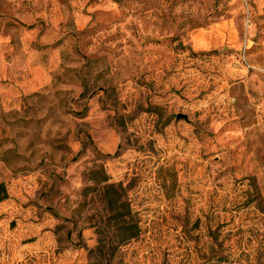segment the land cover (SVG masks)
I'll list each match as a JSON object with an SVG mask.
<instances>
[{"label":"rangeland","instance_id":"obj_1","mask_svg":"<svg viewBox=\"0 0 264 264\" xmlns=\"http://www.w3.org/2000/svg\"><path fill=\"white\" fill-rule=\"evenodd\" d=\"M1 67L0 264H264V0H0Z\"/></svg>","mask_w":264,"mask_h":264},{"label":"trees","instance_id":"obj_2","mask_svg":"<svg viewBox=\"0 0 264 264\" xmlns=\"http://www.w3.org/2000/svg\"><path fill=\"white\" fill-rule=\"evenodd\" d=\"M8 192L4 182H0V202L7 199Z\"/></svg>","mask_w":264,"mask_h":264},{"label":"crops","instance_id":"obj_3","mask_svg":"<svg viewBox=\"0 0 264 264\" xmlns=\"http://www.w3.org/2000/svg\"><path fill=\"white\" fill-rule=\"evenodd\" d=\"M3 66V65H2ZM4 69L1 67V69H0V74L1 75H4V71H3Z\"/></svg>","mask_w":264,"mask_h":264}]
</instances>
